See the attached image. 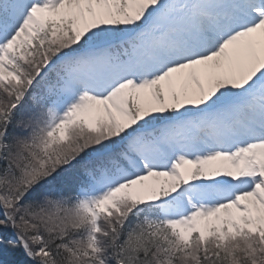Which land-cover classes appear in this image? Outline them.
<instances>
[{"label": "snow or ice", "instance_id": "6c2138e0", "mask_svg": "<svg viewBox=\"0 0 264 264\" xmlns=\"http://www.w3.org/2000/svg\"><path fill=\"white\" fill-rule=\"evenodd\" d=\"M0 264H264V0H0Z\"/></svg>", "mask_w": 264, "mask_h": 264}]
</instances>
